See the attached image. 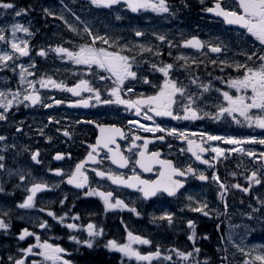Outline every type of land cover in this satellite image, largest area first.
<instances>
[{
	"label": "snow or ice",
	"instance_id": "6c2138e0",
	"mask_svg": "<svg viewBox=\"0 0 264 264\" xmlns=\"http://www.w3.org/2000/svg\"><path fill=\"white\" fill-rule=\"evenodd\" d=\"M197 3L216 26L229 28L201 39L197 34L185 37L182 32L161 31L149 18L143 26L130 25L125 33L92 15L107 11L115 21H122L125 10L150 11L171 21L192 7L191 0H79L72 5L60 0L59 11L47 0L26 4L0 0V72L5 73L0 85V124L14 129L11 134L0 132V264H77V255L99 248L118 254L116 264H264V243L246 242L255 231L254 224L264 227V150L257 147H264V134L237 135L203 127L210 121L228 128L264 130V0ZM33 13L42 16L45 28L49 17L61 22L54 42L34 43L41 29ZM192 50L195 54H189ZM41 58L51 60L52 66L57 61L74 66L70 72L62 65L74 83L55 78L60 68L42 69ZM42 90L66 92L71 97L59 99ZM64 104L99 111L94 118L81 116L74 124L65 116L63 125L61 119L48 115L37 133L51 143L54 135L45 129L55 126V134H62L67 143L75 139V126L84 124L94 126L95 139L81 141L85 151L79 157L70 148L55 150L46 167L39 147L16 142V134L26 135L25 120L17 121L13 112L21 107L54 109ZM121 109L136 118L124 123L108 120V112L119 114ZM157 118L201 126L195 130L187 125L167 126ZM141 131L152 135H141ZM168 138L186 147L178 148L172 158H165L160 148L149 150L150 144L162 142L171 156L173 143ZM24 156L28 165L20 163ZM231 159L238 162L228 168ZM53 161L67 162V167H52ZM222 165L223 177L219 174ZM48 173L54 178L45 179ZM144 173L155 175L145 178ZM193 180L214 185L212 201L203 189L197 194L188 192ZM104 182H110L107 190ZM63 184L79 190L72 194L71 205L68 192L55 200L43 199ZM112 186L135 190L136 199L126 201ZM18 190L21 195L16 199ZM237 193L243 205L240 209L235 208ZM88 197H97L102 210H77L75 201L87 203L82 198ZM164 200H175L181 207L174 211L169 206L158 213L140 208L145 202ZM56 204L60 207L55 208ZM185 209L229 221L238 214L241 223H230L209 255L200 246L210 239L209 234L199 232L197 220L187 218ZM116 210L136 217L147 215L155 229L182 230L191 243L165 246L143 230L129 227L123 217L118 238L106 231L99 218ZM14 220L24 221V226H15ZM56 227L64 235L49 237L48 232ZM64 241L71 247L64 246Z\"/></svg>",
	"mask_w": 264,
	"mask_h": 264
},
{
	"label": "flooded vegetation",
	"instance_id": "af4514ba",
	"mask_svg": "<svg viewBox=\"0 0 264 264\" xmlns=\"http://www.w3.org/2000/svg\"><path fill=\"white\" fill-rule=\"evenodd\" d=\"M29 0H19L20 4H26ZM45 0H41V3H44ZM66 3L69 5L72 4H78L79 0H65ZM172 3H179V0H170ZM59 3L60 0H47V4L51 5L53 7H56L59 11ZM192 7L190 9H187L183 11L182 14L178 16V18L174 20H166L163 16L151 13L150 11H142L139 13H131L130 11L125 10L123 12L124 19L122 21H115L114 15L110 14L107 11H98L93 12V16L97 17L102 23L104 24H112L114 29L118 32H125L129 28V26H143L145 20L151 18L152 25L154 27L159 28L161 31H167L171 33L176 32H182L185 37L197 34L201 37V39H208V33H216V32H222L229 28L227 25H219L216 26L213 21L209 19L210 14L207 13H201L197 0H191ZM33 20L34 23H36V27H39L41 29V32L35 37L34 43H39L42 40L47 42L49 40L55 41L56 37L59 35V29L61 27V22L58 20H54L52 18L47 19V28L44 27V20L42 16H38L36 13H33ZM25 22V21H21ZM199 26V27H197ZM56 34L54 36L53 34ZM165 48L167 46L165 45ZM189 54H195V50H192ZM165 58L166 52H165ZM38 64H40L41 68H47L49 66H52L51 60L45 62L42 58L38 60ZM62 65H66L69 71H75L74 66H71L67 64V62H61L57 61L55 66H52L53 68H60V73H57L56 77L57 79H64L67 83L71 84L74 83V78L70 75L65 73V68ZM3 75H5L4 72H2ZM218 74V73H217ZM10 75V74H9ZM13 86L15 85V82L13 81ZM42 94H46L48 96H55L59 99H67L71 97V94L66 92H56L53 90H42ZM97 108H70L67 106V104L56 106L54 109H45L39 106L32 107L30 109H25L21 107L19 111L13 112V116L15 119L25 120V128L23 130L25 134H16V142L18 144H30L33 148L39 147L42 152L44 164L47 167L48 163L51 159V155L54 154L55 150H64L65 148H70L74 157L82 156V154L85 151V148L81 146V141L87 139L89 142H93L95 139V128L92 125H76L74 128L75 133V139L74 141H65L67 138L63 137L62 134H55V126H51L50 129H45V132L48 135H54V141L48 142L43 137H41L37 133V128L42 123H47L46 117L48 115H54L58 119H61V125L64 124L63 117L67 116L69 119V122L74 124V121L76 119H79L81 116H84L85 118L91 119L94 118L95 115L98 113ZM101 119H105V116L103 114L100 115ZM108 120L116 121L119 123H124L126 119H135V115L133 113H127L124 112L122 109L120 110L119 114L115 113L114 111H110L107 113ZM141 122L143 121V117L140 118ZM160 121H163L167 126H184L187 125L192 130H195L199 128L201 125L199 123L193 122H182V121H171L168 118H157ZM30 126V127H29ZM203 127H205L207 130L213 131V132H224V131H230L233 134L237 135H249V134H264V130L260 129H250L247 127H239L236 125L231 126V128L226 127L224 124L220 123H213L210 121H205L203 124ZM6 131L8 133H14V129L10 128L8 126H5L3 124H0V132ZM141 135H149L151 136V133H144L140 132ZM58 136V138H56ZM169 142L173 143V149L171 151V156H169V149L166 144L162 142H154V144L149 145V150H155V148H160L162 151V154L165 158H172L178 155L177 149L180 147H186V145L183 144L181 141H172L171 138H168ZM11 142V136L10 141ZM123 143V141H121ZM259 150H264V147L257 146ZM188 154H185V159H187ZM238 161L236 159H231L227 162V167L232 168L235 163ZM20 163L24 165H28L30 161H28L27 157H21ZM245 164H248L247 158L244 160ZM52 167H67V162H65L63 165L60 162L53 161L51 163ZM250 166V165H249ZM37 170L41 171L39 167L37 166ZM219 174L223 177L225 175V166L222 165L219 169ZM145 178H154L155 173H144L143 174ZM54 178V174L48 173L45 176V179ZM99 179V178H95ZM108 184L110 182H104L105 190L108 188ZM116 193L121 196V198L125 199L126 201L134 200L136 199L135 190L133 189H127V188H116L115 186H112ZM201 189L204 190L207 197L212 200L214 197V185H211V183L205 184L204 182L200 181H189L188 186V192L191 194H197L201 191ZM259 190V189H258ZM62 192H68L69 193V201L67 202L69 205H71L74 202L73 193H79V190L73 189L72 186H69L67 184H63L61 186V189H55V190H49L48 194L43 197L45 200H55L57 196L61 195ZM21 195V192L18 190L15 193L16 199H19ZM236 196L240 197V194L237 193ZM83 200H86L87 203H81L79 201H75L77 204V210H83L85 208H91L97 211L102 210V204L99 201L97 197H88V198H82ZM182 199V197H181ZM246 200V199H245ZM165 201H172V200H165ZM154 202H145L143 205H140L141 210L145 211L143 206L150 207ZM55 208H59L60 206L58 204L54 205ZM32 211V210H28ZM86 214V213H85ZM123 217L125 222L129 225V227L134 229L138 228V222L141 220L143 223L149 225V228H151L153 225L148 223V217L147 215H143L141 217H136L133 214L129 213L127 210L119 211L116 210L115 212L110 213H103L99 218L102 219L106 225V231L110 232L112 235H115L116 237H120L122 233V226L119 224L120 218ZM50 223H54L51 221V218H49ZM197 220L198 230L200 233L207 232L210 236V239L207 241H201L200 246L202 247L204 253L205 249L203 247L204 244H215L216 239L219 240L220 237V229L217 230L215 228V225L220 221L221 219H209L202 216H199V219ZM14 225L17 227L24 226V221L21 220H14ZM143 230V229H141ZM222 230L225 231V228L222 227ZM170 231V230H168ZM143 232L148 233L145 229ZM152 235L151 233H149ZM175 238H179L176 236L174 231L171 233ZM64 235V232L60 227H56L54 231L48 232V236L51 238H57L62 237ZM163 237L168 238V235H162ZM184 237V235L182 234ZM64 246L71 247V244L64 241ZM83 251V250H82ZM213 251L210 253H206L211 255ZM77 260V264H116L118 260V254L116 253H109L103 248L94 249L90 251H83V255H77L75 257Z\"/></svg>",
	"mask_w": 264,
	"mask_h": 264
},
{
	"label": "rangeland",
	"instance_id": "374dc122",
	"mask_svg": "<svg viewBox=\"0 0 264 264\" xmlns=\"http://www.w3.org/2000/svg\"><path fill=\"white\" fill-rule=\"evenodd\" d=\"M5 75H3L2 72H0V85H2V78ZM209 199V198H208ZM245 204H247L248 200L247 198H245ZM239 200L240 197L236 196L235 197V208L236 209H240L243 207V205L239 204ZM209 201H212L209 199ZM231 202V201H230ZM171 206L172 210L174 211H178L181 207V205L179 203H177L175 200L172 201H156L154 202L150 207L147 206H143L144 210H146V212H153L156 211L157 213L162 209V208H167ZM187 218H192V219H199L198 214L196 213H191L188 212L185 209V213ZM245 222L247 223V221L245 220ZM230 223H234V224H240L241 223V219L239 217V215H234L232 220L229 221L228 219L224 218L223 220L218 221L217 224L221 225L220 228V236L223 235L229 228V224ZM255 228V231L253 233H251V235H249L248 239H247V243H264V227H261L259 224H254L253 225ZM222 227L225 228V231L222 230ZM138 228L139 229H145L148 234L151 233L152 236H154V238L164 244L165 246H167L168 244H176L177 246H188L190 245L191 242L186 240V234L184 231L176 229V230H172V229H155L154 226H152L151 228H149V225L143 223L141 220H139L138 222ZM170 230V231H168ZM174 231V233L176 234V236H178L179 238H175L171 233ZM242 231V229L240 230ZM161 234L163 235H168V238L161 236ZM182 234L184 235V237L182 236ZM217 244L215 245V247H217ZM144 248H147L148 246H141Z\"/></svg>",
	"mask_w": 264,
	"mask_h": 264
},
{
	"label": "trees",
	"instance_id": "16d2710c",
	"mask_svg": "<svg viewBox=\"0 0 264 264\" xmlns=\"http://www.w3.org/2000/svg\"><path fill=\"white\" fill-rule=\"evenodd\" d=\"M203 247H204L206 252H211V251H213V248H214V246L212 244L211 245L210 244H204Z\"/></svg>",
	"mask_w": 264,
	"mask_h": 264
}]
</instances>
